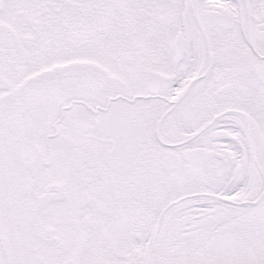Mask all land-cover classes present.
Masks as SVG:
<instances>
[{
    "label": "snow or ice",
    "instance_id": "6c2138e0",
    "mask_svg": "<svg viewBox=\"0 0 264 264\" xmlns=\"http://www.w3.org/2000/svg\"><path fill=\"white\" fill-rule=\"evenodd\" d=\"M0 264H264V0H0Z\"/></svg>",
    "mask_w": 264,
    "mask_h": 264
}]
</instances>
